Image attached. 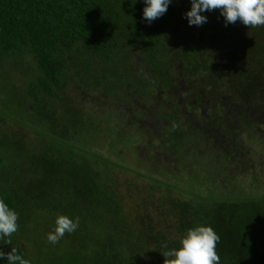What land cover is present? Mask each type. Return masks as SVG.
<instances>
[{
  "label": "trees",
  "instance_id": "1",
  "mask_svg": "<svg viewBox=\"0 0 264 264\" xmlns=\"http://www.w3.org/2000/svg\"><path fill=\"white\" fill-rule=\"evenodd\" d=\"M145 6V0H0V60L27 57L21 111L47 120L57 143L22 157L15 138L0 139V199L19 216L18 231L0 239V250L15 247L30 264H164L163 246L179 249L188 229L203 225L221 238L220 264H264V26H226L219 9L202 12L203 25H189L191 0H171L149 24ZM71 87L90 104L92 96L119 90L126 110L141 105L130 116L136 126L144 110L161 120L155 142L156 121L136 131H145V143L166 164L173 159L183 168L204 158L205 192L187 186L188 199L161 197L155 218L147 212L123 218L122 199L88 160L72 159L65 148L78 139L73 126L83 113L81 99L74 105L68 95ZM241 131L261 149L244 146ZM256 162L260 169L252 173ZM236 165L249 172L251 194L228 188ZM52 214L79 217L77 230L64 236L66 253L55 257L43 232L53 229ZM36 228L42 232L35 240Z\"/></svg>",
  "mask_w": 264,
  "mask_h": 264
},
{
  "label": "rangeland",
  "instance_id": "2",
  "mask_svg": "<svg viewBox=\"0 0 264 264\" xmlns=\"http://www.w3.org/2000/svg\"><path fill=\"white\" fill-rule=\"evenodd\" d=\"M169 45L172 46L171 43ZM28 70L26 56L15 55L6 58L5 61L0 60V139L15 138L20 152H23L22 157L49 150V146L52 147L57 144L53 143V140L47 135V120L43 118L41 120L35 119L33 113L21 111L25 108L24 103L28 100L25 93L23 94V89L25 91L26 88L24 77H28ZM70 90L72 92L68 95L74 105L81 99L78 104H81L80 109L83 113L80 114L81 110L79 109L78 121L73 126L75 128L73 134L76 135L74 138L78 139L73 140L72 145H66L67 153L72 159L79 160L83 157L88 160L89 162L86 161L88 166L98 172L99 177L111 186L113 191L122 199L118 198L117 202L123 218L132 217L143 212H147L155 218L158 210L157 205L162 202L161 197L168 193L170 197L188 199L190 191L188 192L187 186H196L198 190L205 192V180L202 178L206 169L205 159L192 160L183 168L174 164L175 160L173 159H170L166 164L164 162L166 159L163 158L164 155L145 143L148 138L145 131L144 134L141 130H139V133L136 131L137 128L142 127V129H145L146 126L150 125L149 120L156 121L154 126L160 129L154 128L152 130L153 141L155 142L158 140L160 130L163 128L161 127L162 121L150 118L145 110L141 112V118H137L139 121L137 126L130 118L133 113H138V109L141 107L140 104H136L132 111L129 108L126 110L120 98V91L117 89L112 90L110 93L106 91L95 97L92 96L90 98L93 99L92 104L89 103V96L75 97L76 92L72 94L76 87H71ZM77 92L80 95L81 90ZM18 100H20V107H18ZM102 103L105 105L104 108L90 107V105L95 106ZM59 107L60 104L57 105L54 111L57 112ZM102 113L109 117L108 121ZM37 121L45 125H40ZM241 132L243 133L241 138L247 144L244 146L250 148L254 146L253 149L256 152L261 149L255 140L248 138L249 134L246 135L243 131ZM61 148H63L62 145ZM259 169V164L256 162L251 172H256ZM163 170L167 172H162ZM230 170L236 177H234L235 180L232 183H229L228 188L241 189L242 192L251 194L254 186L251 183L249 172L242 170L238 165L231 166ZM165 184L170 186L166 187ZM58 216L52 214L51 218L48 217L53 229H50V226L47 225L43 231L46 235L54 231ZM168 216L166 220H160L163 229L172 220V216L170 214ZM100 228L103 230L102 226ZM36 229L32 232L35 240L40 239V232H42L39 231L40 228ZM21 241L30 248V243L26 239ZM45 247L48 251H50L49 248L51 249L53 255L50 257L59 256L60 253L65 254L69 248L68 239L63 237L57 244H51L48 248L46 243ZM84 247L87 252L90 251L89 242L85 243ZM50 257L47 254L45 259Z\"/></svg>",
  "mask_w": 264,
  "mask_h": 264
},
{
  "label": "clouds",
  "instance_id": "3",
  "mask_svg": "<svg viewBox=\"0 0 264 264\" xmlns=\"http://www.w3.org/2000/svg\"><path fill=\"white\" fill-rule=\"evenodd\" d=\"M171 0H145L143 18L151 24L152 21L166 13ZM220 10L225 25L240 21L247 27L264 26V0H191V9L186 18L189 25L201 26L207 22V17L201 15L205 11ZM173 127H176L173 125ZM18 213L0 199V239L11 237L18 231ZM55 229L47 234L51 244H57L66 233H74L79 227V217L75 220L66 215H59L55 221ZM220 236L211 226H196L188 229L180 240L179 249H166L162 253L164 264H220V256L216 248ZM6 244H11L8 239ZM0 258H6L8 264H30V261L19 254L13 247L10 252L0 250Z\"/></svg>",
  "mask_w": 264,
  "mask_h": 264
}]
</instances>
